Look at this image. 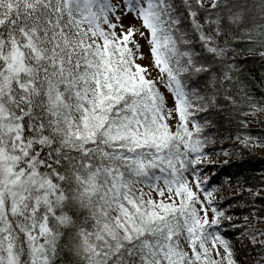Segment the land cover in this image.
Masks as SVG:
<instances>
[{"label": "snow or ice", "instance_id": "snow-or-ice-1", "mask_svg": "<svg viewBox=\"0 0 264 264\" xmlns=\"http://www.w3.org/2000/svg\"><path fill=\"white\" fill-rule=\"evenodd\" d=\"M245 53L264 0H0V264H264Z\"/></svg>", "mask_w": 264, "mask_h": 264}, {"label": "trees", "instance_id": "trees-1", "mask_svg": "<svg viewBox=\"0 0 264 264\" xmlns=\"http://www.w3.org/2000/svg\"><path fill=\"white\" fill-rule=\"evenodd\" d=\"M247 62L242 65L243 77L246 80L250 90L257 99L264 97V62L253 54L245 53ZM242 57L241 59H244ZM249 131L253 135H260L264 132V127L252 124ZM226 170L230 174L240 172L243 175L253 176L264 171V156L255 152V150L244 155L243 158L237 157L230 162V166H226Z\"/></svg>", "mask_w": 264, "mask_h": 264}, {"label": "rangeland", "instance_id": "rangeland-1", "mask_svg": "<svg viewBox=\"0 0 264 264\" xmlns=\"http://www.w3.org/2000/svg\"><path fill=\"white\" fill-rule=\"evenodd\" d=\"M258 126H262L264 127V125L262 124H259V123H256ZM256 153L260 154V155H263L264 156V150H261V149H256L255 150ZM236 158H234L233 160H235Z\"/></svg>", "mask_w": 264, "mask_h": 264}]
</instances>
